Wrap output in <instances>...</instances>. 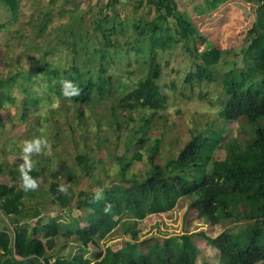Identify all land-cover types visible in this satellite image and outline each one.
<instances>
[{"label": "trees", "instance_id": "obj_1", "mask_svg": "<svg viewBox=\"0 0 264 264\" xmlns=\"http://www.w3.org/2000/svg\"><path fill=\"white\" fill-rule=\"evenodd\" d=\"M132 1L127 0L128 3ZM150 1L158 8L155 19L147 21L144 28L138 20V24L133 25L137 38L131 43L119 46L118 42H111L106 33L112 35L113 30L96 25L102 34V42L94 47L87 36L77 35L75 42L67 45L75 55L67 68L52 66L45 60L43 69L38 71L47 75L44 85L48 97L33 95L27 89L23 105H38L37 114L42 116L45 113L42 120L46 123L56 116V99L66 98L76 108L78 126L83 127L86 112L91 113L98 100L110 94L108 89L115 86L114 75L110 72L114 57L108 50L118 52L125 47L129 60L130 50L142 53L139 38L144 35L149 44L144 56L146 70L118 104L109 106L106 113L108 125L121 127L122 123L115 120V113L120 109L162 108L163 96L157 84L161 67L156 60V48L163 45L164 36L168 40L181 39L184 42L182 47L187 50L192 42L193 53H188L199 63L195 65V71L186 76L185 82L191 84L196 80L199 85L213 82V72L222 58L221 51L210 44L199 51L195 43L201 38L175 11L173 3L170 0ZM225 1L203 0V9L213 12ZM246 2L254 4L255 8L254 21L247 32L249 43L242 51L244 66L239 73H236V64L225 71L222 76L224 96L219 97L218 103L222 106L220 118L227 122L242 120L251 129L248 142L208 128L194 129L176 157L157 164L154 159L159 140H155L149 150V167L140 178L133 174L128 177L127 170L134 161H141L139 150L147 144L150 119L145 118L134 131L141 136L126 144L127 148H136L130 161L123 163V156L115 158L120 163L117 174L122 185L111 182L96 192H75L61 186L58 175L52 172L49 174L52 179L49 185L51 203L58 206L60 213L46 221H36L33 226L22 225L23 218L20 217L30 211L49 212L43 202L36 200L32 203L31 199L35 198L32 188L0 183V216L6 217V221L15 220L8 226L0 223V264H195L197 248L192 242L193 235L204 239L218 252L221 264H264V0ZM0 5L9 10L13 20L17 18V0H0ZM142 6L143 2L139 1L135 8ZM169 18L174 19L176 28L160 26ZM171 31L173 36L169 35ZM126 65L131 66L129 61ZM20 76L22 80H31L33 75L29 72ZM7 81L17 82L15 76H10ZM64 81L74 85L79 94L66 97ZM120 81L119 88H127V80ZM17 85L21 86L18 82ZM0 93L11 99L3 89ZM120 117L125 119L127 116L120 114ZM215 149L224 150L223 159L214 158ZM84 160V157H78L83 170L87 169ZM26 173L37 185L44 172L29 170ZM83 173L88 175V172ZM8 174L12 181L17 180L16 172ZM0 175H4L1 164ZM70 175L71 179L73 175ZM61 187L66 191H60ZM181 199L187 201V211H196L203 225L215 226L227 221L236 226L215 237L204 231L169 235L160 245L155 243L141 248L138 236L145 230L143 220L153 214L174 210ZM73 210L78 215L72 216ZM115 231L130 235L124 247L118 250L106 247L102 254H96L92 259L86 257L87 243L98 247L99 242L108 240ZM67 248H76V252L67 251Z\"/></svg>", "mask_w": 264, "mask_h": 264}, {"label": "rangeland", "instance_id": "obj_2", "mask_svg": "<svg viewBox=\"0 0 264 264\" xmlns=\"http://www.w3.org/2000/svg\"><path fill=\"white\" fill-rule=\"evenodd\" d=\"M139 1L143 2V6L136 9ZM170 1L175 11L201 38L195 43L199 51L208 44L221 51L222 58L213 72L215 80L200 85L196 80L191 84L185 82L186 76L192 74L195 65L199 63L198 59L189 55V51L193 53L192 42H189L187 50L182 47L184 42L181 39L168 40L164 36L163 45L159 44L156 48V60L161 67L157 84L163 96L162 108L120 109L115 113V120L122 123L120 128L106 123L107 109L112 104H118L123 94L144 74V56L149 50L145 35L139 38L142 43L139 49L142 53L130 50L129 60L124 52L125 47L118 52L108 50L114 57L110 72L114 75L115 86L108 89L110 94L98 100L99 103L92 108L91 113L86 112L83 127L78 126L75 119L76 108L66 98L56 99V116L45 123L42 120L46 116L45 110L42 112L44 114L39 116L38 105H23L27 96L25 90L28 89L33 95L45 99L48 97L44 85L47 75L38 70L43 69L45 60L52 66L67 68L75 56L67 45L75 42L77 35L87 36L91 44L97 47L102 42V34L96 29V25H101L113 30L112 35L106 33L111 42L125 46L137 38L133 25H137L140 20V26L144 28L147 21L155 19L158 8L150 0H133L129 3L127 0H17L18 14L13 20L9 10L0 5V89L11 98L8 100L0 93V164L4 172V175H0V183L25 188L22 173L18 172H22V169L24 172H44L37 186L31 190L35 196L31 201L33 204L36 200L42 201L49 211H30L23 214L20 217L23 218L22 225L33 226L36 221H46L60 213L58 206L51 203L49 185L52 179L49 174L52 172L58 175L61 186L69 187L75 192H96L111 182L122 185L117 174L120 163L115 158L123 156V163L130 161L136 148H127L126 144L141 136V133L136 135L134 131L145 118L150 119L147 144L139 150L141 161H134L127 170L128 177L133 174L140 178L149 167V150L155 140H159V150L154 162L162 164L167 158L178 155L194 129L208 128L220 131L223 135L239 139L241 142H248L250 139L251 129L244 121L227 122L219 117L222 106L218 99L224 96L222 76L225 71L236 64L235 70L239 73L244 66L242 51L249 43L247 32L254 21L255 5L246 0H226L215 11L207 12L203 9V0ZM160 26L176 28L173 18H169L166 23H160ZM169 35H172V31ZM128 61L131 66L126 65ZM29 72L33 75L32 79L22 80L21 73L28 75ZM10 76H15L21 86L17 85V82L7 81ZM120 80L123 83L127 80V88H119L122 84ZM200 96L205 97L202 99ZM120 114L132 119H123ZM97 122L101 125H96ZM35 140L41 142L39 150L26 154L25 142ZM224 155L223 149L214 150V158L221 160ZM78 157L85 158L84 165L87 169L80 167ZM8 172H16L17 180L12 181ZM83 172H88V175ZM70 174L73 175L71 179ZM186 205L185 199L178 202L175 209L176 218L171 221L174 226L170 231L153 232L150 235L149 231L141 233L139 240H153L161 244L163 234H176L181 227L186 232L192 227L197 230L196 224L202 223L198 220L195 210L186 211ZM76 215L78 212L73 210L72 216ZM150 216L146 217L147 223L151 222ZM6 220V217L0 216L2 225L8 226V223L15 222L14 219ZM81 224L83 225L82 222ZM235 226L236 224L225 221L215 226L206 225L203 231L208 236H213ZM144 228L147 230V225ZM116 232L112 233L108 240L99 242L98 247L87 243L86 257L92 259L94 254L103 251L105 246L116 248L130 240L129 234ZM140 246L144 248L143 244ZM67 251L76 252V248H67ZM210 257L216 259L213 253Z\"/></svg>", "mask_w": 264, "mask_h": 264}, {"label": "crops", "instance_id": "obj_3", "mask_svg": "<svg viewBox=\"0 0 264 264\" xmlns=\"http://www.w3.org/2000/svg\"><path fill=\"white\" fill-rule=\"evenodd\" d=\"M178 205V204H177ZM176 208H177V206H176ZM175 208V209H176ZM175 209L174 210H172V211H170V212H167V213H162V214H153V215H151L150 216V220L149 221H151V222H149V223H147L146 222V219L147 218H145L144 220H143V224L146 226L147 225V227H148V230H143L142 231V234H144V233H146V232H148L149 231V235H150V233H157V232H159V231H162V232H166V231H170L171 230V228H173L172 226H174V224H172V220H175V218H176V215H175ZM186 209V208H185ZM186 211H187V209H186ZM153 217V218H152ZM169 217V218H168ZM172 217V218H171ZM168 218V219H167ZM171 218V220H169ZM152 219V220H151ZM154 219V220H153ZM199 220V219H198ZM165 222V223H164ZM167 222V223H166ZM199 223V222H198ZM196 224V225H198V228H197V230L195 229V227H192V228H190V229H188V232H186V231H183L181 228H180V231H176V234H163V237H161L162 239H161V244H162V242H163V238H165V237H167V236H169V235H178V234H183V233H193V234H195L196 232H198V231H203V229H204V227L206 226V225H203V224ZM202 223V222H201ZM169 227V228H168ZM176 227V226H175ZM194 228V229H193ZM222 232V231H221ZM220 232V233H221ZM220 233H217V234H215V235H213V236H211V237H215V236H217L218 234H220ZM147 234V235H148ZM146 237V236H145ZM160 237V236H159ZM144 238V237H143ZM142 238V239H143ZM148 240V239H147ZM145 241V240H144ZM112 242H114L115 243V241H112ZM111 242V243H112ZM192 242H193V245L197 248V257H196V261H195V264H221L220 262H219V257H218V252L215 250V249H213V248H210V246H208L207 244H206V241L204 240V239H202L201 237H199V236H197V235H193V237H192ZM155 243H157V242H154L153 240H149V241H146V242H141L140 240H139V242H138V245L140 246V244L142 245L143 244V247L144 248H147V247H149V246H152L153 244H155ZM158 244V243H157ZM124 245H125V243L123 244V245H121L120 247H111L112 249H114V250H118V249H120V248H122V247H124ZM160 245V244H159ZM93 246V245H92ZM93 247H95V246H93ZM106 247H110V246H105V248ZM141 247V246H140ZM104 248V249H105ZM88 249V248H87ZM103 253V251H100L98 254L100 255V254H102ZM211 253H213L214 255H215V257H216V259H212V257H210V255H211ZM94 255H96V254H94ZM94 258V257H93Z\"/></svg>", "mask_w": 264, "mask_h": 264}, {"label": "clouds", "instance_id": "obj_4", "mask_svg": "<svg viewBox=\"0 0 264 264\" xmlns=\"http://www.w3.org/2000/svg\"><path fill=\"white\" fill-rule=\"evenodd\" d=\"M63 85H64V95L66 97H71V96L79 94V90L74 85H72L70 82L64 81ZM40 143L41 142L39 140L26 141L24 145V152L26 154H31L34 150L38 151ZM22 177L24 179V184L26 188L34 189L37 186L35 181L31 180L28 177L27 173L23 171V169H22ZM59 190L62 192L66 191V189H64L63 187H61Z\"/></svg>", "mask_w": 264, "mask_h": 264}, {"label": "water", "instance_id": "obj_5", "mask_svg": "<svg viewBox=\"0 0 264 264\" xmlns=\"http://www.w3.org/2000/svg\"><path fill=\"white\" fill-rule=\"evenodd\" d=\"M122 2H125V0H122Z\"/></svg>", "mask_w": 264, "mask_h": 264}]
</instances>
